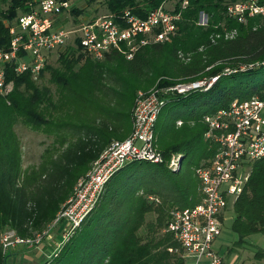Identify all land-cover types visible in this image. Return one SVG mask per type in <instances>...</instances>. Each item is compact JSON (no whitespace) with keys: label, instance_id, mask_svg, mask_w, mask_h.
I'll use <instances>...</instances> for the list:
<instances>
[{"label":"trees","instance_id":"16d2710c","mask_svg":"<svg viewBox=\"0 0 264 264\" xmlns=\"http://www.w3.org/2000/svg\"><path fill=\"white\" fill-rule=\"evenodd\" d=\"M97 1L110 13L129 9L144 18L166 0L86 3ZM236 1L188 0L181 9L178 0L176 35L170 42L141 48L131 60L111 52L96 62L77 44L67 45L57 56V66L46 64L35 80L7 69L10 91L0 96V233L12 230L19 238H30L52 222L110 142L130 134L139 87L169 88L218 77L207 90L165 97L155 125L162 163L132 162L114 174L80 227L42 263L185 264L179 244L166 228L172 210L193 208L201 201L195 169L217 151L216 145L204 140V118L235 100L264 93V18L247 17L244 24L229 19L226 7ZM0 4H6L0 9V49L7 51L6 25L18 12L28 13L34 3L0 0ZM201 13L207 16L206 26L198 25ZM67 14L77 22L83 10L72 6ZM232 32L233 37L226 38ZM44 73L53 89L37 84ZM19 125L51 137L39 162L25 170L14 132ZM173 154L180 155L175 171L168 168ZM232 208L236 240L227 255L246 247L251 235L264 236V158L251 164ZM14 254H2L0 246V264ZM262 259L264 251L256 250L255 263L250 264Z\"/></svg>","mask_w":264,"mask_h":264},{"label":"built area","instance_id":"2783aa9c","mask_svg":"<svg viewBox=\"0 0 264 264\" xmlns=\"http://www.w3.org/2000/svg\"><path fill=\"white\" fill-rule=\"evenodd\" d=\"M76 1H33L28 13L18 15L14 22L6 25L9 49H0V96L10 91V84L5 80L7 69L14 75L28 74L35 80L49 55L67 45L76 48L79 44L81 51L96 62L103 61L111 52L131 60L141 48L170 42L177 32L180 14L174 8L166 9L165 4L170 0L149 11L144 18L124 9L116 14L109 12L74 29H64L59 20ZM187 5L188 0H181V9ZM226 16L241 24L246 23L247 17L264 18V4L260 5L258 0H238L227 5ZM206 24L207 16L201 13L198 25ZM233 35L234 32L227 34L226 38ZM217 79L138 91L131 112L130 134L124 140L110 142L88 173L77 181L72 194L43 231L30 238H19L12 230L1 232L2 254L17 247L37 249L59 228L61 240L55 244L57 251L94 209L114 174L132 162L162 163L155 145V125L165 97L207 90ZM204 123L207 126L204 140L216 145L217 151L195 169L201 201L193 208L172 210L166 232L173 235L184 259L191 257L193 264H222V257L212 246L221 233L223 214L241 194L251 164L264 158V93L261 97L235 100L228 108L206 116Z\"/></svg>","mask_w":264,"mask_h":264},{"label":"rangeland","instance_id":"374dc122","mask_svg":"<svg viewBox=\"0 0 264 264\" xmlns=\"http://www.w3.org/2000/svg\"><path fill=\"white\" fill-rule=\"evenodd\" d=\"M10 0H5L8 2ZM32 1H39V0H32ZM178 0H170L166 2V9L173 10L175 8L176 3ZM6 4H0V9L4 10ZM74 7L80 8L83 10V14L77 18V22H74V19L71 15L67 14L62 16L59 20L60 26L64 29H74L79 27L82 23H85L91 19H95L97 17L103 16L108 14L104 3L102 1H97L95 3L87 4L86 1L77 0L74 2ZM21 13L18 12L17 16ZM65 47L59 48L52 52L47 61V65L51 67L57 66L56 59L60 52L64 50ZM47 80V73L43 74V77L39 79L37 82L38 85H45L50 89H53L52 85L46 82ZM138 91L143 89H152L155 87H139ZM180 122L176 123V126L179 127ZM14 132L18 138L20 151H21V168L25 170L26 168H30L31 166L36 165L39 162V156L43 153L44 148L50 144L51 137H47L43 133L40 132H33L28 128L23 126H18L14 128ZM158 152L159 149L156 147ZM161 154V153H160ZM162 156V155H161ZM180 155L173 154L171 159L168 163V168L171 171L178 170L180 167L179 164ZM233 220V208L232 205L229 204L228 208L223 214L222 226H221V233L216 241L213 243L212 248L218 252V255L222 257V261L225 264H240V263H255L254 254L256 250H263L264 251V236L261 234H253L249 238H247V246L239 248L236 252H231L227 255L226 251L227 248L235 242L236 236L231 231V225ZM61 240L60 230L56 228L51 235L49 242L43 240L41 245L43 247H38L37 249L33 248H25V247H17L13 250L15 253L11 257H9V261L6 264H42L45 260H48L52 253L55 251V244ZM67 240V239H66ZM65 240V241H66ZM64 243V242H63ZM193 260L191 257L185 258V264H193ZM259 264H264V259L260 261Z\"/></svg>","mask_w":264,"mask_h":264},{"label":"crops","instance_id":"0c3cea01","mask_svg":"<svg viewBox=\"0 0 264 264\" xmlns=\"http://www.w3.org/2000/svg\"><path fill=\"white\" fill-rule=\"evenodd\" d=\"M47 242H49V241H47ZM40 247H43V246L41 245Z\"/></svg>","mask_w":264,"mask_h":264}]
</instances>
